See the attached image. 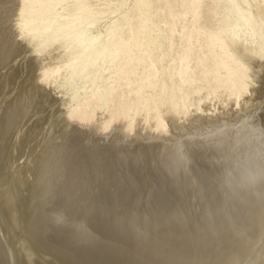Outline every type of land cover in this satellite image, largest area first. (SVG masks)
Returning <instances> with one entry per match:
<instances>
[{"label":"bare ground","instance_id":"bare-ground-1","mask_svg":"<svg viewBox=\"0 0 264 264\" xmlns=\"http://www.w3.org/2000/svg\"><path fill=\"white\" fill-rule=\"evenodd\" d=\"M2 76L0 264H264V0H0ZM208 104L235 116L206 117ZM109 161L126 168L111 175L128 187L152 178L196 201L194 219L189 205L173 224L161 204L166 221L137 228L146 237L114 230L86 253L67 233L61 241L49 214L96 189Z\"/></svg>","mask_w":264,"mask_h":264},{"label":"rangeland","instance_id":"rangeland-1","mask_svg":"<svg viewBox=\"0 0 264 264\" xmlns=\"http://www.w3.org/2000/svg\"><path fill=\"white\" fill-rule=\"evenodd\" d=\"M6 63H7V62L5 61V65H6ZM2 65H3V67L5 66V65H4V62H2ZM1 78H2V79H1ZM3 78H4L3 76L0 77V80H1V81H0V85H1V86H0V89H1L2 85L5 84V82L3 81V80H5V78H4V79H3ZM55 93H56V92H55ZM57 97H62V95H61V94H57ZM209 107H210L211 109H210ZM215 108H217V106H216ZM241 108H243V106H241ZM207 109L210 111V113H207V114H206V117L212 118L213 116H218V119H219V118H220V119L223 118V119H225V120H228V119H229V116H230V117H231L232 115L235 116V111H236V108H235L234 106L231 105V106L228 108V109L231 110V111H229V110H225V111H223V112H224V113H223L224 115L220 116V114H219V110L216 111V110L214 109V107H212V104H210V105L208 104V105H207ZM227 111H228V112H227ZM225 112H226V113H225ZM227 113H228V114H227ZM232 113H233V114H232ZM211 114H212V115H211ZM225 114H226V115H225ZM227 118H228V119H227ZM184 125H185L186 127H187V125H188V127H190V124H189V123H187V124L185 123ZM172 133L175 134L176 132H172ZM4 134H5V133H4ZM5 136H6V135H5ZM3 137H4V135H3ZM89 145H90V144H89ZM145 158H146V157H145ZM79 159H80V158H79ZM108 163H109V164H108L106 167H107L108 170L110 169V171L106 170V168L104 167V169H105L106 172H104V171L102 172V171H101V172H102L101 175L104 176V181H103V182H100V183H99L100 185L98 184V185L96 186L97 188L99 187L98 189L100 190V192H101V191H103V192H102V193H99V190H98L97 188L95 189L94 186H93V188H94L96 191L98 190L97 192H98L99 194H103V195H104L103 198H101L100 195L97 194V196L99 195L98 198H99V199L101 198L100 200L102 201V203L100 202V200H98V198L95 199V200H93L94 198L97 197V196L94 194V193H97V192L92 188V185L89 184V185H86V186H84V187H81V189H80V192H81V193L79 194V192H78V194L80 195V196H79L80 198L77 196L78 194H77V195H73V196H75V197H78V199L74 198L75 200L78 201V203L73 199V197H71L72 199L70 198V200H72V201L74 200V202H72V201L69 200V204H70V202H71V206H70V208H68V209H67L66 211H64V212H63V211H62V212L60 211L61 213H60V216H59V217H58L59 212H57L58 214H57V215L55 214L54 217L51 216V214H49V218H48V215L45 214L46 211L48 210V209L46 208V206H44L45 204L43 205V206L45 207V208L43 207L44 210H45V212H44V210H43V208H42L41 213H42V211H43L42 215H45L46 218H45L44 216H42V215H41L42 217L39 215V218H40L39 220L43 223L44 226L47 225L48 220H49V223H50V222H53V223H51L50 225H52V224H53V225H56V224L58 225V223L60 222V227H59V225H58V226H52V227L55 228V231H56L54 234H57V232H58L57 236H59L58 238H60V240H61V239L64 238V236H63V238H61L62 235H64L65 233H67V234L69 233V235L66 234L65 236H68V238L70 237L71 239H73V240H72L73 243H74V241H75V243H76V242H77V243L80 242V243H79L80 245L78 244L79 247H78L77 243H76V244L74 243V244H75L74 247L77 245L76 247L82 249V251L80 250L81 253H82V252H83V253H86L87 251H90L91 249L94 248V247H92V246H91L92 248L88 246V244H90V241H91V243L93 244V246L96 247V245L100 242V239L102 240L105 236L108 237L110 234H111V235H110L109 237H111V238H113V237L116 238V237L121 233V230L127 231V230H129V229H136V232H135L136 234H135V235H137V233H138V236H139V235L141 234V232H142L141 236H139V237H143V235H144V236H145V235L147 236V235L150 234V232L148 231V230H149L148 228H149L153 223L155 224L156 221L159 223V221H160V222H163L164 220L166 221V219H167V220L170 219L169 221H170V222H173V224H174V223H175V222H174L175 220H173V218L176 217V216L178 215V213L181 214V212L183 213L184 210H185V212H186V211H187L186 209H189V208H191L192 206H194V204L192 205L193 202H192V203H189L190 206L192 205L191 207L188 205V203L186 204L185 202H187V200H185V202H184V197H183L182 194H181L182 196H180V195H176V194H175V196H174V195H173L174 193L172 194L171 192H169V194H168L169 196H168L167 193H168V190H169V189H167V188L165 189V186H163V185H161V184H158L159 182H157L155 179L152 180V178L149 180L150 183H149L148 181H147V183H146L148 189H145V188H144V187H146V186H144V187H143V186H140V187H143V190H141L142 188L140 189L139 186H138L139 189L137 190L138 187L135 188V187H136L135 185H133V186H134L133 188H131L132 186H131V187H130V186L128 187V185L126 186L127 182H126V184H125V181H124V182H120V181L118 182V181L115 180L114 177L112 176L115 172L118 174V173H119L118 170L121 169L122 167L119 168L120 165L115 164L114 162H110V161H109ZM110 165H111V166H110ZM117 165H118V166H117ZM104 166H105V165H104ZM108 166H109V167H108ZM112 166H113V167H112ZM83 168H84V167H83ZM96 168H97V167H96ZM115 168H116V169L118 168V169H117V170H114ZM81 169H82V168H81ZM98 169H102L101 165L98 166ZM141 169H143V168H141ZM141 169H140V171H142ZM122 170H125V171H126V168H124V169L122 168V169L119 170V171H121V173H122ZM127 170H128V169H127ZM134 170H136V171L138 172L139 169H134ZM87 171H88V169H87ZM89 171H92V170H90V168H89ZM140 171H139V172H140ZM85 172H86V171H85ZM85 172H84V173H85ZM101 172H100V173H101ZM130 172H131V171H130ZM137 172H136V175H135V171H132L133 176L131 175V176H129V177H130V178H133V179H135V180L137 179L136 182H138V181L140 182V180H141L140 178H141L142 175H140L141 173L138 172V173H139V174H138ZM147 172H148V171H147ZM90 173H91V172H89L88 174H90ZM100 173H99V175H100ZM103 173H105L106 175L103 174ZM108 173H109L110 176H112L113 178H108V179H106L107 177H110V176L108 175ZM111 173H113V174L111 175ZM4 174H5V175L7 174L8 176H12V175H13L12 172L9 171V170L5 171ZM86 174H87V173H86ZM64 175H65V176H68V173H65ZM95 175H96L95 173H94V175L91 174L92 177H94ZM97 176H98V175H97ZM105 176H107V177L105 178ZM109 179H110V180H109ZM111 179H112V180H111ZM138 179H139V180H138ZM111 181H112V182H111ZM116 181H117V182H116ZM152 181H154V182L152 183ZM7 182H8V181L5 180V183H4V184H6V186H8ZM10 184H11V183H9V186H10ZM103 184H104V185H103ZM119 184H120V185H119ZM124 184H125V185H124ZM140 184H141V182H140ZM106 185H107V186H106ZM149 185H150V188H149ZM158 185H159V186H158ZM88 186H89V187H88ZM103 186H104V187H103ZM111 186H112V187H111ZM154 186H155V187H154ZM85 187H86V188H85ZM185 187L187 188V186H185ZM4 188H5V187H4ZM82 188H85L86 190H85V189L83 190ZM91 188L93 189V191H92ZM114 188H115V189H114ZM118 188L122 189V191H120V189H118ZM125 188H126V189H125ZM151 188H152V189H151ZM154 188H156V189H154ZM158 188H159V189H158ZM103 189H104V190H103ZM82 190H83V191H82ZM88 190H89V191H88ZM90 190L92 191L91 194L93 193V195H91V196H90ZM105 190H106V192H105ZM132 190H133V191H132ZM152 190H153L154 192H153ZM165 190H167L166 194H165ZM87 191H88V192H87ZM130 191L133 192V193H131ZM136 191H137L138 193H137ZM140 191H141L142 193H141ZM169 191H170V190H169ZM85 192H86L87 194H84ZM115 192H116V193H115ZM125 192H126V193H125ZM135 192H136V194H138V196L141 195L140 199H138V196L135 194ZM163 192H164V193H163ZM88 193H89V195H88ZM112 193H113L114 195H116V196H114ZM118 193H119V194H118ZM120 193H121V194H126V195H127V196L125 195L126 197H123V200H124L125 198H127V199H125V201H120L121 197L124 196V195H121V197H120ZM128 193H129V196H128ZM139 193H140V194H139ZM111 194L115 197L114 201L117 200V201H119V205H120V204H122V205L119 206L117 201L114 202L113 199H112L113 197L111 196ZM133 194L136 195L137 198H136ZM163 194H165V195L167 196V200H166V196L163 195ZM130 195H131L132 197H131ZM150 195H151V196H150ZM171 195H173V196H171ZM81 196H82V198H81ZM83 196H84V197H83ZM87 196H88V197H89V196L91 197V198L89 197L90 200H88V197H87ZM92 196H93V197H92ZM95 196H96V197H95ZM101 196H102V195H101ZM106 196H109L110 198L107 197L108 199H106ZM157 196H159V198H160L161 200H160ZM170 196L174 198V201H173V198H172V199L170 198ZM85 197H86V198H85ZM104 197H105V198H104ZM111 197H112V198H111ZM118 197H120V198L118 199ZM128 197L131 198V199H129L130 202L127 201V200H128ZM156 197H157V198H156ZM162 197H165V198L163 199ZM180 197H183V198H182V199H183L182 202H181V200L179 201V198H180ZM132 198H133V199H132ZM135 198H136V199H135ZM150 198H151V199L153 198V199H152L153 201H152ZM168 198H169V199H168ZM83 199L85 200V203H84L85 206H84L83 204H81L82 201L84 202ZM86 199H87L88 201H90V202H92V201H94V202H98V201H99L101 204H100V203H94V204H95V205H94L93 202H92V203H90V206L88 207L89 203H86V202H87ZM134 199H135V200H134ZM148 199H149V201H148ZM158 199H159V200H158ZM180 199H181V198H180ZM67 200H68V198H67ZM96 200H98V201H96ZM108 200H109V203H111V200L113 201L112 204H113V207H114V208L112 207L111 204H109V203L107 202ZM121 200H122V199H121ZM136 200H137V201H136ZM154 200H155V201L158 200V201H156V204H155ZM163 200H164V201H163ZM165 200H166V201H165ZM79 201H80V202H79ZM131 201H132V203L135 201L133 204H137V205L142 204V203L144 202V205H146V206H148V208H149V207H150V208H149V210H148V208L146 207V208H147V209H146L144 205H141V207H140V205H139L138 207H140V211H139V208H138V207L136 208V209L140 212V213H139L137 210H135V206H136V205H133V204H131V206L129 205V204L131 203ZM146 201L148 202V204H149V203H151V204L154 203V204L156 205V206H155V205L153 204V205H154L153 207H156V209H157L156 212H157V213L154 212V211L156 210L155 208H154L155 210H153V208L150 206V204H149V205L146 204V203H147ZM150 201H151V202H150ZM122 202H123V203H122ZM127 202H128V204H127ZM152 202H153V203H152ZM162 202H164V203H162ZM165 202H166L167 204H165ZM183 202L185 203V208H184V203H183ZM63 203H64V202H63ZM116 203H117V204H116ZM180 203H182V205H181ZM196 203H197V202L195 201V206L192 207L193 209L191 208L190 211H187L188 214H189V212H190V214H191V213H193V214H194V213H197V212H196L197 210L195 209V207L198 208ZM66 204H67L66 206H68V203H66ZM73 204H74V205H77L76 207H78V208H76ZM92 204H93V205H92ZM96 204H97V205H96ZM106 204H107V205H106ZM115 204L118 205V207H116ZM158 204H160V205H158ZM161 204H162V205L164 204V205L162 206ZM168 204H169V205H168ZM171 204H172V205H171ZM178 204H179V205H178ZM41 205H42V204H41ZM63 205H64V204H63ZM72 205H73V207H72ZM91 205H92V206H96V207H92V209H91V208H90ZM132 205H133V206H132ZM165 205H168V206H165ZM173 205H174V208L172 207ZM187 205H188L189 207H188ZM64 206H65V205H64ZM105 206H106L107 209L105 208ZM110 206H111L112 209L109 208ZM124 206H125V207H124ZM126 206H128V207H126ZM143 206H144V207H143ZM157 206H158V207H160V206H162V207H167V209H168V207L170 206L168 211L171 213V215H170V213H169L170 216H165V217H166V219H165L164 215L161 214L162 211H159V209L161 210V208L158 209ZM40 207H42V206H40ZM68 207H69V206H68ZM79 207H80V208L85 207V208H84V209H80ZM86 207H87V209H86ZM115 207H116L117 210H119V211L121 212V216H118V217H117L118 214L120 215V212H119V213H118V211L116 212ZM142 207L145 208L146 210L144 211V209H141ZM171 207H172V208H171ZM177 207H178V208H177ZM181 207H182L183 210L181 209ZM186 207H187V208H186ZM73 208H74V209H73ZM94 208H95V209H94ZM102 208H103V210H105V209H106V210L103 211ZM104 208H105V209H104ZM118 208H119V209H118ZM124 208H126V210H125ZM127 208H128V210H130V209H132V211L135 210L136 215H137V216L139 215V216L136 217L135 213L132 212V217H130V216H131V215H130V216H128V217H129V219H128V218H127V215L129 214L130 211H128ZM170 208H171V209H170ZM65 209H66V208H65ZM75 209H77V210H75ZM100 209L102 210V212H100ZM109 209H110L111 211H112L113 209H115V210L112 211V212L115 211V213H110L111 211H110ZM173 209H174V210L176 209L175 212H174ZM178 209H179V210H178ZM80 210H81V212H83V210H84V212H86V213L89 212V213H88L89 215L86 214V213H84V212L81 213ZM86 210H88V211H86ZM90 210H92L93 212H92V211L90 212ZM151 210H153V211H152V212H149V211H151ZM171 210H172L173 212H171ZM180 210H181V212H179ZM192 210H193V212H192ZM194 210H195V211H194ZM49 211H50V210H49ZM75 211H78V212L75 213ZM96 211H97V213H96ZM109 211H110V212H109ZM125 211H126V213H128V214L125 215ZM136 211H137L138 213H137ZM142 211H144V212L147 211L148 214H149V213L151 214V216H155V220H151V219H153L154 217L152 218V217L150 216V214H149L148 217H149V218L151 217V218H150L151 221H149V220L145 221L146 219H149V218H148V217L146 218V216H145V215H147V212H146V214H145V213H143ZM177 211H178V213H176ZM55 212H56V211H55ZM67 212H68V213H67ZM94 212H95V214H94ZM98 212H99V213H98ZM153 212H154V213H153ZM158 212H160V213H158ZM62 213H63V214H62ZM74 213L76 214V217H75V214H74ZM78 213H79V214H78ZM108 213H110V214H112V215H111L109 218H106V219L104 218V219H105V220H104V219H103V217H105L104 214H106L107 217H108V216L110 215V214H108ZM116 213H118V214L116 215ZM133 213H134L135 217H134ZM141 213H142V215L145 214L144 216H145L146 219L144 218V216L142 217V216L140 215ZM152 213H153V214H152ZM187 213H186V214H187ZM53 214H54V213H53ZM61 214L63 215V219H62V220H63L64 222H63V221L61 220V218H60V217L62 216ZM68 214H69L70 216H69ZM72 214H73V215H72ZM83 214H84V215L86 214V216H83ZM92 214H93V215H92ZM102 214H103L104 216H103ZM130 214H131V212H130ZM154 214H155V215H154ZM156 214H157V215H156ZM158 214H159V215H158ZM160 214H161V215H160ZM175 214H177V215L175 216ZM180 214H179V215H180ZM183 214L185 215V213H183ZM183 214H182V217H184ZM190 214L187 215V217L190 216V217H188V219H192L193 216H194V215L191 216ZM67 215H68V217H67ZM78 215H79V216H78ZM81 215H82V216H81ZM96 215H99V216L96 217ZM100 215H102V216H100ZM122 215H123V216L125 215L124 217H126V219L124 218V220H123V219L120 220V217L122 218ZM179 215L177 216L178 219H177V218H175V219H176V220H183L182 217H180ZM65 216L67 217V220H66V217H65ZM71 216H72V217H71ZM87 216H88V217H87ZM90 216H91V217H90ZM159 216H160V218H162L161 220H163V218H164V220L161 221V220L159 219ZM161 216H162V217H161ZM173 216H174V217H173ZM52 217L54 218V220L56 219V220L58 221V223L56 222V220L54 221ZM73 217H74L75 219H78V220H76V221H79V223H78V222L76 223V221H75V219H74ZM78 217H79V218H78ZM84 217H85V218H84ZM93 217H94V218H93ZM99 217H102L101 220H100ZM111 217H112V218L114 217L112 221H111ZM141 217H142L143 219H142ZM157 217H158L159 220H158V219L156 220ZM171 217H172V219H171ZM47 218H48V220H47ZM50 218L52 219L51 221H50ZM57 218H60V219H57ZM88 218H91V219L88 220ZM96 218H97V219H96ZM140 218H141V219H140ZM179 218H180V219H179ZM185 218H186V216H185ZM185 218H184V219H185ZM43 219H46V220L43 221ZM68 219H69V220H68ZM71 219H72L73 222L75 221L76 224H75V223H73L74 225L71 224V223H72V222H70ZM84 219H86V220H84ZM94 219H95V221H94ZM131 219H132V221H131ZM193 219H194V218H193ZM80 220H81L82 224L80 223ZM82 220H84V221H82ZM90 220H91V222L94 221V223L91 224ZM92 220H93V221H92ZM103 220H104V221L107 220V221L104 222ZM108 220L111 222V224H110V222H108ZM122 220H123V221H122ZM171 220H172V221H171ZM102 221H103V223H102ZM117 221H118V222H117ZM148 221H149L150 223H148ZM152 221H153V222H152ZM195 221H196V222H195ZM195 221H194V223H197V219H196ZM41 222H38V225L40 226V227H39L40 230L44 227V226H42V223H41ZM67 222H69V224H68ZM83 222H84V223H83ZM85 222H86L87 224H91V225L88 226L87 224H85ZM88 222H89V223H88ZM97 222H98V223H101V224L98 225ZM120 222H121V223H120ZM137 222H140V224H138V226H137ZM144 222H146L145 225L149 224V225H148L149 227L146 226V227H148V228H146V229H148L147 231H146V229H145V230H144V229L142 230V228H145V226H142V225H144ZM39 223H41V224H39ZM45 223H46V225H45ZM49 223H48V224H49ZM62 223H63V225H62ZM64 223H65V226H64ZM105 223H106V224H105ZM113 223H114V224H113ZM116 223H117V224H116ZM130 223H131V224L133 223V224L130 225ZM176 223H177V221H176ZM194 223H191V224H190V226H192L193 229H194V227H196V226H193V225H196V224H194ZM66 224H67V225H66ZM84 224H85V225H84ZM115 224H116L117 226H116ZM120 224H121V225H120ZM135 224H136V225H135ZM150 224H151V225H150ZM38 225H37V228H38ZM50 225H49V226H50ZM71 225H72V226H71ZM78 225H79L80 227H77V229H76V226H78ZM81 225H84L85 227H86V225H87L88 227L85 229V227L82 226L85 230L81 232V230H83V228L81 227ZM97 225H98V228L96 227ZM100 225H101V226L103 225V226L106 227V228L101 227ZM106 225H107V226L110 225L111 228H112V231H110L111 228L109 227V228H110V229H109ZM113 225H114L115 227H114ZM139 225H140V226H139ZM66 226H67V228H66ZM70 226H71L72 228H71ZM94 226H95V227H94ZM112 226H113V227H112ZM118 226H119V227H118ZM130 226H131V227H130ZM132 226H133V227H132ZM136 226H137V227H136ZM190 226H189V227H190ZM56 227H57L58 229H57ZM62 227H63L64 229H67V231L64 230V229H62ZM69 227H70L71 229H68ZM116 227H117V229H115ZM127 227H129V229H128ZM138 227H139V228L142 227V228H141L142 231L137 232V231L140 230ZM192 227L187 228L186 230H184V232H185L186 234H187V232H188L187 235H189V234L191 233V234H190L191 236L189 235L190 237H195V234H194L195 232H192ZM39 228H38V229H39ZM44 228H45V227H44ZM44 228H43V229H44ZM74 228H75V229H74ZM94 228H95V231H94V232H91V231H92L91 229H94ZM96 228H97L98 230H97ZM100 228H101V229H100ZM102 228H104V229H102ZM137 228H138L139 230H138ZM56 229H57V230H56ZM59 229H61V230H59ZM80 229H81V230H80ZM188 229L191 230L190 233H189V230H188ZM196 229H197V227L195 228V230H196ZM63 230H64V231H63ZM69 230H70V232H69ZM74 230H75V231H74ZM89 230H91V231H89ZM103 230H104V231H103ZM106 230H108L109 232L106 231ZM114 230H117V231H114ZM187 230H188V231H187ZM73 231H74V232H73ZM86 231H88L89 233L86 232ZM113 231L116 232V233L118 232V233H117L118 235H117L116 233H114ZM119 231H120V233H119ZM71 232H72V233H71ZM75 232H77V233H75ZM83 232H86V234L83 233ZM97 232H98V233H97ZM103 232H104V233L107 232L106 235H105ZM144 232H146L147 234H145ZM70 233H71V234H70ZM74 233H75V234H74ZM91 233H95L94 236H93V234H91ZM143 233H144V234H143ZM76 234H77V238H79V237H81V238L77 239V238L75 237ZM79 234H82L83 236H85V235H88V236H87V237L85 236V239H83V236H82V235L78 236ZM84 234H85V235H84ZM107 234H108V235H107ZM192 234H193L194 236H193ZM60 235H61V236H60ZM91 235H92V236H91ZM114 235H115V236H114ZM73 236H74V238L77 239V240H74ZM89 236H91V237H89ZM101 236H102V237H101ZM112 236H113V237H112ZM146 236H145V237H146ZM96 237H98L99 239L96 238ZM86 238H87V240H88V243H87V242H84V241H87ZM89 238H90V239H89ZM91 238H93V239H91ZM114 238H113V239H114ZM53 239H56V236H55V238L53 237ZM96 239H97L99 242H97V241L95 242ZM56 240H57V239H56ZM78 240H79V241H78ZM93 240H94V241H93ZM44 241H45V240L43 239L42 242H44ZM61 241H63V240H61ZM81 241H83L84 243L81 242ZM59 242H60V241H59ZM85 243H86V244H85ZM94 243H95L96 245H95ZM83 245H84V246H83ZM90 245H91V244H90ZM81 246H83V248H82ZM74 247H73V248H74ZM88 247H89V248H88ZM86 249H87V251H86ZM89 249H90V250H89ZM83 250H85V251H83ZM58 253L62 254L63 252L60 251V252H58ZM58 255H59V254H58Z\"/></svg>","mask_w":264,"mask_h":264}]
</instances>
